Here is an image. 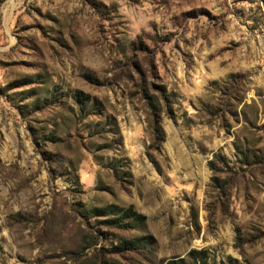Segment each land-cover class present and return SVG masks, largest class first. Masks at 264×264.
Wrapping results in <instances>:
<instances>
[{"label":"rangeland","instance_id":"rangeland-1","mask_svg":"<svg viewBox=\"0 0 264 264\" xmlns=\"http://www.w3.org/2000/svg\"><path fill=\"white\" fill-rule=\"evenodd\" d=\"M0 264H264V0H0Z\"/></svg>","mask_w":264,"mask_h":264}]
</instances>
